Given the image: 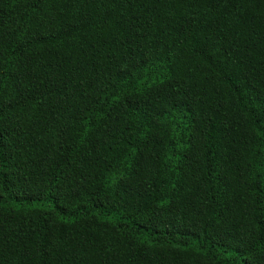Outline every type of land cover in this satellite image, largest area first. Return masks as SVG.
Segmentation results:
<instances>
[{"label": "trees", "instance_id": "16d2710c", "mask_svg": "<svg viewBox=\"0 0 264 264\" xmlns=\"http://www.w3.org/2000/svg\"><path fill=\"white\" fill-rule=\"evenodd\" d=\"M0 264H264V0H0Z\"/></svg>", "mask_w": 264, "mask_h": 264}]
</instances>
